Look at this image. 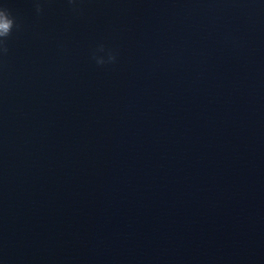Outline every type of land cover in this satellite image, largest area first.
Listing matches in <instances>:
<instances>
[{
	"label": "water",
	"instance_id": "95a60500",
	"mask_svg": "<svg viewBox=\"0 0 264 264\" xmlns=\"http://www.w3.org/2000/svg\"><path fill=\"white\" fill-rule=\"evenodd\" d=\"M5 4L0 264H264V0Z\"/></svg>",
	"mask_w": 264,
	"mask_h": 264
},
{
	"label": "clouds",
	"instance_id": "9594fccd",
	"mask_svg": "<svg viewBox=\"0 0 264 264\" xmlns=\"http://www.w3.org/2000/svg\"><path fill=\"white\" fill-rule=\"evenodd\" d=\"M41 5L37 4V10H41ZM15 26V18L10 13L5 0H0V46L5 42V39L11 34ZM105 52V47L101 44L96 53L93 54V59L98 65L114 62L116 60L115 53L108 51L107 55H100Z\"/></svg>",
	"mask_w": 264,
	"mask_h": 264
}]
</instances>
